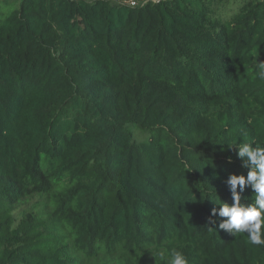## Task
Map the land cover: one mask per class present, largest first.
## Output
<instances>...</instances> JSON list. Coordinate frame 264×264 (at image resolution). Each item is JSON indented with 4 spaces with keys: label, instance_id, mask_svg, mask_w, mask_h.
Listing matches in <instances>:
<instances>
[{
    "label": "trees",
    "instance_id": "16d2710c",
    "mask_svg": "<svg viewBox=\"0 0 264 264\" xmlns=\"http://www.w3.org/2000/svg\"><path fill=\"white\" fill-rule=\"evenodd\" d=\"M260 62L263 0H0V264H264L211 215Z\"/></svg>",
    "mask_w": 264,
    "mask_h": 264
},
{
    "label": "clouds",
    "instance_id": "9594fccd",
    "mask_svg": "<svg viewBox=\"0 0 264 264\" xmlns=\"http://www.w3.org/2000/svg\"><path fill=\"white\" fill-rule=\"evenodd\" d=\"M258 69L259 78L264 79V62L258 64ZM253 143L240 142L232 147L237 150L242 167L248 169L247 176L229 175L226 184L232 204L220 202L219 209L213 208L211 215L226 218L219 223L220 229L234 237L246 233L252 245L264 246V145L255 143L253 147ZM246 188L255 194L253 203L242 200L241 193ZM210 223L215 221L210 219ZM168 256V264H188L185 255L176 249H171Z\"/></svg>",
    "mask_w": 264,
    "mask_h": 264
},
{
    "label": "rangeland",
    "instance_id": "374dc122",
    "mask_svg": "<svg viewBox=\"0 0 264 264\" xmlns=\"http://www.w3.org/2000/svg\"><path fill=\"white\" fill-rule=\"evenodd\" d=\"M123 2H126V3H131L132 2H136V4H140L141 2H147L149 0H122Z\"/></svg>",
    "mask_w": 264,
    "mask_h": 264
},
{
    "label": "built area",
    "instance_id": "2783aa9c",
    "mask_svg": "<svg viewBox=\"0 0 264 264\" xmlns=\"http://www.w3.org/2000/svg\"><path fill=\"white\" fill-rule=\"evenodd\" d=\"M132 5H136V2H131Z\"/></svg>",
    "mask_w": 264,
    "mask_h": 264
},
{
    "label": "water",
    "instance_id": "95a60500",
    "mask_svg": "<svg viewBox=\"0 0 264 264\" xmlns=\"http://www.w3.org/2000/svg\"><path fill=\"white\" fill-rule=\"evenodd\" d=\"M264 1V0H263Z\"/></svg>",
    "mask_w": 264,
    "mask_h": 264
}]
</instances>
